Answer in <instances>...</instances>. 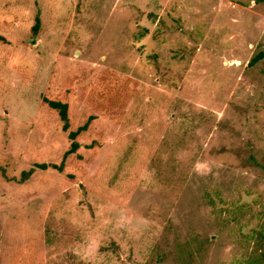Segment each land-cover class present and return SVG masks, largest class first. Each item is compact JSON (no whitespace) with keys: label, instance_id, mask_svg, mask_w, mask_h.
I'll list each match as a JSON object with an SVG mask.
<instances>
[{"label":"rangeland","instance_id":"1","mask_svg":"<svg viewBox=\"0 0 264 264\" xmlns=\"http://www.w3.org/2000/svg\"><path fill=\"white\" fill-rule=\"evenodd\" d=\"M35 16L39 27L32 32ZM264 1L0 0V264H264ZM94 116L64 172L42 96Z\"/></svg>","mask_w":264,"mask_h":264},{"label":"trees","instance_id":"2","mask_svg":"<svg viewBox=\"0 0 264 264\" xmlns=\"http://www.w3.org/2000/svg\"><path fill=\"white\" fill-rule=\"evenodd\" d=\"M38 27L39 17L35 16V22L32 26V32L36 33ZM262 58H264V50L259 51L258 53L253 55L248 63L250 65L254 64ZM42 103L45 104L48 109L56 113L57 118L61 123V128L65 133L67 145L59 161H51L49 163H36L34 166L40 169L51 167L58 173L66 174L68 178H73L72 174L64 172V168L70 162V159L78 155V149L81 146V137L91 127L94 116L92 114H88L79 121L74 122L69 115V100L66 92H63L59 95H50V93L46 91V93H44L42 96ZM33 171L34 168L30 167L22 170L20 174L16 176L11 173V171H9L4 164H0V179L8 183L22 182L29 178L32 175Z\"/></svg>","mask_w":264,"mask_h":264}]
</instances>
